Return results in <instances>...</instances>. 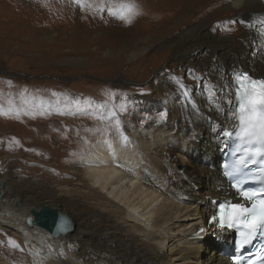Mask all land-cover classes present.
<instances>
[{
    "label": "bare ground",
    "instance_id": "obj_1",
    "mask_svg": "<svg viewBox=\"0 0 264 264\" xmlns=\"http://www.w3.org/2000/svg\"><path fill=\"white\" fill-rule=\"evenodd\" d=\"M211 1L223 3L226 13L245 22L226 27L243 32L235 43L232 35L212 26L220 5L210 6ZM112 3H131L140 13L122 31L125 55L132 63L141 57L145 61L155 42L176 27L167 23L163 30H151L152 25L163 22L161 10L188 23L165 40L176 49L171 66L175 69L155 75L146 88L152 93L130 111L135 121L143 111L167 106L170 120L149 118L131 123L125 136L106 138L81 159L68 163L60 162L57 153L77 152L83 131L75 122L63 121L67 130L62 132V143L54 145L49 138L37 140L36 136L31 142L22 135L24 145L32 146L29 152L20 148L8 151L10 154L20 162L46 165L44 162L53 161L72 178L49 175L32 179L0 171V264H236L231 247L221 243L227 240L228 231L219 232L209 223L215 205L208 198L239 195L222 170V152L228 145L223 133L236 126L235 74L249 70L264 77V0ZM202 14L208 17L191 26ZM135 27H142L146 35L133 34ZM139 38L143 45L136 43ZM184 72L190 79L182 77ZM213 88L216 96L210 99ZM27 153L33 161L24 157ZM44 206L68 215L72 228L54 236L41 226L30 225L32 209ZM200 228L205 231L197 235ZM5 236L19 242L20 250L3 246ZM210 246L214 248L204 258L202 253Z\"/></svg>",
    "mask_w": 264,
    "mask_h": 264
},
{
    "label": "rangeland",
    "instance_id": "obj_2",
    "mask_svg": "<svg viewBox=\"0 0 264 264\" xmlns=\"http://www.w3.org/2000/svg\"><path fill=\"white\" fill-rule=\"evenodd\" d=\"M112 2L80 0L78 4L76 0H0V171L32 179L49 175L70 178L71 175L64 173L65 167H58L53 161L44 162L46 165L37 163L27 153L24 157L33 162H20L10 154L15 149L27 151L32 147L24 145L26 140L20 138L22 135L31 142L40 138H49L52 145L61 142L62 132L67 130L63 121L75 122L83 131L80 135L82 141L75 147L77 152L57 153L60 162L68 163L81 159L106 138L125 136L131 123L139 124L149 118L170 120L167 106L143 111L135 121L130 111L136 102L152 93L146 88L155 75L164 71L169 74L175 69L171 66L176 49L169 47L165 40L188 23L180 21L183 18L175 20L172 12L161 10L163 22L150 29L163 30L167 23L176 27L170 35L155 42V48L149 50L145 61L141 57L132 63L125 55L127 49L122 37L125 22L110 15L106 9L96 11L98 4L111 5ZM209 4L220 5L212 26L215 24L216 31L232 35L235 43L243 32H232L228 28L229 32L226 27L233 25L228 23L230 20H243L226 13L228 10L221 2L211 1ZM207 17L208 14H202L190 25ZM132 31L140 38L144 37L142 27H135ZM140 38L136 43L143 45ZM176 71L181 76L179 70ZM182 77L190 79L185 72ZM150 128H155L154 123ZM49 151L54 156L53 151ZM38 154L43 155L42 151ZM193 157L195 159L196 155ZM73 184L80 185V182L74 181ZM122 188L125 190L126 185ZM208 199L212 204L213 198ZM5 237L3 246L20 250L19 242ZM218 237L215 235V242L220 240ZM213 248L205 249L203 257L207 258Z\"/></svg>",
    "mask_w": 264,
    "mask_h": 264
},
{
    "label": "snow or ice",
    "instance_id": "obj_3",
    "mask_svg": "<svg viewBox=\"0 0 264 264\" xmlns=\"http://www.w3.org/2000/svg\"><path fill=\"white\" fill-rule=\"evenodd\" d=\"M76 2L79 4L80 0H76ZM105 9L110 15L118 17L128 24L132 23L133 18L140 14L131 3L111 5L101 3L96 6L97 12ZM228 23L242 24L245 22L230 20ZM235 79L237 81L236 98L240 102L238 109L240 131L236 135L248 144V147L244 149L245 153L256 157L264 153V148L252 146L253 141H264V82L252 80L247 73L237 75ZM53 95L55 96L56 93H53ZM215 96L216 92L213 88L210 99H215ZM189 102L191 103V101ZM223 134L225 136L232 135L229 131H225ZM240 195L244 200L250 202V207L243 203H219L217 214L209 218V223L219 222L221 227H243L248 230L241 232L242 240L238 244V250L245 248L247 244L252 242V237L257 229L264 230V199H255L257 195L255 193L240 192ZM204 231L205 229L200 228L197 235ZM248 255H251V253H248ZM234 259L236 264H241L239 258ZM246 264H255V262L249 260Z\"/></svg>",
    "mask_w": 264,
    "mask_h": 264
},
{
    "label": "water",
    "instance_id": "obj_4",
    "mask_svg": "<svg viewBox=\"0 0 264 264\" xmlns=\"http://www.w3.org/2000/svg\"><path fill=\"white\" fill-rule=\"evenodd\" d=\"M7 72H9V70ZM12 73L24 75L20 72ZM226 148V146L223 148L222 158ZM32 212L34 215V219L29 220L30 225L36 224L38 226H41L47 229L54 236L66 233L72 228L70 217L57 209L44 206L41 207L40 210L32 209ZM227 242H232L231 235H228Z\"/></svg>",
    "mask_w": 264,
    "mask_h": 264
}]
</instances>
